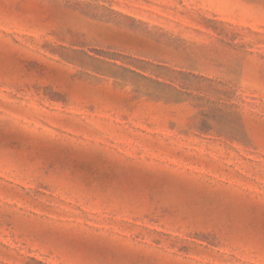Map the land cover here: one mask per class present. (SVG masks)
I'll use <instances>...</instances> for the list:
<instances>
[{"label":"rangeland","instance_id":"374dc122","mask_svg":"<svg viewBox=\"0 0 264 264\" xmlns=\"http://www.w3.org/2000/svg\"><path fill=\"white\" fill-rule=\"evenodd\" d=\"M0 264H264V0H0Z\"/></svg>","mask_w":264,"mask_h":264}]
</instances>
